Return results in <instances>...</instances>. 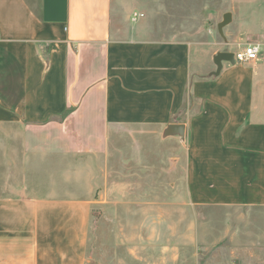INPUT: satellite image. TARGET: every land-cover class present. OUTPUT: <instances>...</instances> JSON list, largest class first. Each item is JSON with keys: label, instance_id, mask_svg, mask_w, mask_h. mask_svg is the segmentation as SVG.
<instances>
[{"label": "crops", "instance_id": "obj_1", "mask_svg": "<svg viewBox=\"0 0 264 264\" xmlns=\"http://www.w3.org/2000/svg\"><path fill=\"white\" fill-rule=\"evenodd\" d=\"M172 125L191 205L264 207V0H0V264H93L97 188Z\"/></svg>", "mask_w": 264, "mask_h": 264}, {"label": "rangeland", "instance_id": "obj_2", "mask_svg": "<svg viewBox=\"0 0 264 264\" xmlns=\"http://www.w3.org/2000/svg\"><path fill=\"white\" fill-rule=\"evenodd\" d=\"M151 144L155 156L145 155L140 164L117 157L107 187L97 188L87 261L264 264V207L191 205L183 182L186 142L155 128V140H146L145 148ZM109 213L116 218L109 220Z\"/></svg>", "mask_w": 264, "mask_h": 264}, {"label": "water", "instance_id": "obj_3", "mask_svg": "<svg viewBox=\"0 0 264 264\" xmlns=\"http://www.w3.org/2000/svg\"><path fill=\"white\" fill-rule=\"evenodd\" d=\"M228 22V16L224 17V22L222 23V25H225L227 24ZM220 25L219 28L222 26ZM222 61H225V62H229L230 64H234V59H233V54L231 53H221V54H218L214 60H213V63L214 65L216 66V72L214 73L216 76L219 74L220 70H221V62ZM166 135H169V134H183V127L182 126H179V125H172L170 126L166 133Z\"/></svg>", "mask_w": 264, "mask_h": 264}, {"label": "built area", "instance_id": "obj_4", "mask_svg": "<svg viewBox=\"0 0 264 264\" xmlns=\"http://www.w3.org/2000/svg\"><path fill=\"white\" fill-rule=\"evenodd\" d=\"M260 54L261 49L258 45H247L239 51L235 52L233 55V59L238 63L254 62L258 60Z\"/></svg>", "mask_w": 264, "mask_h": 264}]
</instances>
